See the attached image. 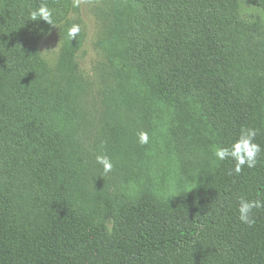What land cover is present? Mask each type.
<instances>
[{
	"label": "trees",
	"instance_id": "16d2710c",
	"mask_svg": "<svg viewBox=\"0 0 264 264\" xmlns=\"http://www.w3.org/2000/svg\"><path fill=\"white\" fill-rule=\"evenodd\" d=\"M104 2L94 86L75 43L36 48L72 0H0V264H264V209L237 213L264 200V0ZM243 127L261 153L235 174L214 152Z\"/></svg>",
	"mask_w": 264,
	"mask_h": 264
},
{
	"label": "rangeland",
	"instance_id": "374dc122",
	"mask_svg": "<svg viewBox=\"0 0 264 264\" xmlns=\"http://www.w3.org/2000/svg\"><path fill=\"white\" fill-rule=\"evenodd\" d=\"M106 10L107 6L104 0H80L79 7H74L61 23L54 26L39 42H37L36 48L38 52L49 63L54 65L63 43L65 41L68 43H75L77 45L75 51L77 73L84 80L94 81V86H98V83H96L97 76L107 62L99 46L101 30H103L101 20L103 15L101 14ZM73 24H78L80 26V32L75 39L70 41L67 36V31ZM170 135L171 131H168L167 136ZM167 136H162V139H165ZM176 169L177 168H169L167 169L168 173L151 171L150 178L159 176L169 181L166 185V183L162 184L159 179H156L155 186L151 189V192L153 194H158L164 200L176 198L179 192L183 190V188H180V181L174 173Z\"/></svg>",
	"mask_w": 264,
	"mask_h": 264
},
{
	"label": "clouds",
	"instance_id": "9594fccd",
	"mask_svg": "<svg viewBox=\"0 0 264 264\" xmlns=\"http://www.w3.org/2000/svg\"><path fill=\"white\" fill-rule=\"evenodd\" d=\"M80 0H73V7H79ZM31 20L42 19L50 25H53L52 10L48 8L47 4H41L37 9L30 13ZM80 32V26L73 24L67 31L69 40H73ZM258 130L255 128L243 127L238 135V138L229 147H217L214 156L219 161H224L231 158L235 163L233 172L235 174L241 173L243 168H254L257 165V157L261 153V147L255 143L258 135ZM138 143L146 145L149 143V136L146 132L138 134ZM96 163L102 166L103 173L107 175L113 170V163L107 155H97ZM231 174V173H230ZM264 209V200L254 199L248 200L240 198L238 201V219L241 223L251 226L255 223L253 210Z\"/></svg>",
	"mask_w": 264,
	"mask_h": 264
}]
</instances>
